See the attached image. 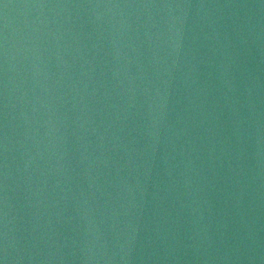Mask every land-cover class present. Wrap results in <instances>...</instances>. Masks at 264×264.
I'll return each instance as SVG.
<instances>
[{
  "label": "water",
  "instance_id": "water-1",
  "mask_svg": "<svg viewBox=\"0 0 264 264\" xmlns=\"http://www.w3.org/2000/svg\"><path fill=\"white\" fill-rule=\"evenodd\" d=\"M0 264H264V0H0Z\"/></svg>",
  "mask_w": 264,
  "mask_h": 264
}]
</instances>
